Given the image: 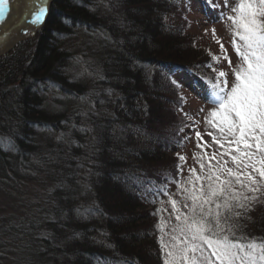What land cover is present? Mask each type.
I'll use <instances>...</instances> for the list:
<instances>
[{
	"label": "trees",
	"instance_id": "16d2710c",
	"mask_svg": "<svg viewBox=\"0 0 264 264\" xmlns=\"http://www.w3.org/2000/svg\"><path fill=\"white\" fill-rule=\"evenodd\" d=\"M178 1L54 0L0 57V187L45 189L28 215L0 217V250L20 264H163L152 209L196 113L183 77L203 100L212 83L201 46L168 29ZM75 36L94 82L74 70ZM237 222V237L264 243V203Z\"/></svg>",
	"mask_w": 264,
	"mask_h": 264
},
{
	"label": "snow or ice",
	"instance_id": "6c2138e0",
	"mask_svg": "<svg viewBox=\"0 0 264 264\" xmlns=\"http://www.w3.org/2000/svg\"><path fill=\"white\" fill-rule=\"evenodd\" d=\"M45 11L41 7L32 22H39ZM232 12L235 14L227 19L233 25L232 43L240 63L232 69L230 87L227 73H218L211 96L218 107L211 111L209 123L229 144L222 155H229L234 167H227V160L217 161L215 166L209 163L208 175L195 177L206 179V186L189 189L181 185L191 205L185 203L188 211L184 213L176 200L171 201L176 219L182 222L177 226L180 235L173 236L177 243L172 248H178V255L168 251L166 264L180 260L186 264H264V243H241L235 238L239 228L236 218L264 199V0H238ZM7 13L8 0H0V23ZM228 62L231 64L230 59ZM196 136L201 138L199 132ZM212 139L223 147L221 139ZM231 145H235L236 154H231ZM190 171L195 174V169ZM186 183H193L192 177ZM161 243L167 249L162 237Z\"/></svg>",
	"mask_w": 264,
	"mask_h": 264
},
{
	"label": "rangeland",
	"instance_id": "374dc122",
	"mask_svg": "<svg viewBox=\"0 0 264 264\" xmlns=\"http://www.w3.org/2000/svg\"><path fill=\"white\" fill-rule=\"evenodd\" d=\"M237 2L238 0H180L177 3L178 11L175 12V15H173L171 19L169 18V30H172L173 28L176 30H183L186 34H188L186 35L188 38H193L194 42H197V45L201 46V56H203L204 60L208 61L207 65L210 66V68L207 67L206 70L208 77L212 80H210L212 83L210 89L207 88V86L204 88L200 87L201 89L199 88L200 92H203L200 93L202 95L205 91H207V94H204L207 98L205 97L203 100V97H199V95L195 93L189 85L190 79L188 77H183V81H188L186 83V88H188L186 89V94L190 97L189 102L192 106L191 108H194L193 112H196L197 115L195 116L196 113H193L194 117H192L191 124L189 123L188 126L189 131L187 130L185 133L189 136L187 139L188 141H186V146L184 144L185 147L178 153L174 154V156L169 155L168 158H170L171 161H169L166 165H162L164 166L165 171L163 172V185H166L167 188L165 187V194L161 201L158 203L156 208L152 209L154 210V219L152 220V224L159 235L161 246V237L163 238V245L168 246L167 249L162 246L164 258L163 264H166V260L170 259L167 256L168 251H173L178 255V248H172V245L177 243V241L173 240V236L180 235L177 226L180 225L182 221L176 219L177 212L174 210L171 201L176 200L177 207L184 213H187L188 211V209L184 207L185 203L189 206L191 205L190 200H185V193L181 185H183L184 188L189 189L192 188L193 185H195L196 188H199L201 184L206 186V179L196 180L195 177H206L209 173V163L215 166L217 161L223 163L224 160H227V167H234L230 156L222 155L224 148L230 147L229 144L227 141L223 140L219 130L214 127L212 123H209V120L212 119L210 116L211 111L218 107L217 104L211 101L213 93L212 86L217 82L218 73L220 71L227 73L228 84L230 87L234 80L232 69L236 68L240 63V58L235 52L232 43L234 38L232 32L233 25L231 21L227 19L228 16L235 14L232 12V8L237 4ZM46 21L37 30L36 34L29 39H32L37 35L40 29L45 25ZM213 30H215V32H213ZM24 40L26 39H23L20 42ZM236 40L237 43H242L239 41V38H236ZM81 41L82 39L78 36H75L72 40V44H74L76 48L75 49L72 46L75 49L73 53L77 58L76 64L73 63L74 70L82 72V74L86 76V80L89 82H94L96 78L93 77L94 72L92 69L96 65L93 66V64L90 63V58L93 57L92 55L88 57L85 54L86 56L84 60L82 59L81 52L83 50L77 49ZM221 44L223 45V49L221 48ZM79 58H81V60H79ZM229 59L231 60V64L228 62ZM89 69L92 72H90ZM54 95L57 94L53 92V97ZM49 100L53 102L52 99ZM76 107V103H70L68 109L69 111H72ZM197 132L201 134L200 139L196 136ZM213 136L222 140L223 147L220 144L215 143L212 139ZM228 139L231 140L232 138L229 137ZM249 143H251V141H249ZM231 149V154H236L235 145H231ZM213 153H215V159H213ZM181 156L185 157V160H180L179 157ZM174 161L177 162L174 163ZM201 164L204 165L203 168H201ZM191 169H195V174L190 171ZM189 177H192L193 183H186L189 180ZM13 186H15L14 189ZM13 186H6L5 188L0 187V217L5 218L6 220L10 217H23L28 215L31 209L39 205V202L43 198L41 196H43L45 190L44 185L39 182V180L32 177L19 179L15 181V185ZM263 203L264 199L255 203L251 207L253 208L251 210H258V207L263 206ZM250 213L253 214L254 212ZM174 229H176V231H174ZM236 231L237 230H235V238L238 236ZM237 238H240L237 240L241 243L253 241V239H247L245 235H239ZM256 243L261 244V242ZM8 247L9 248L6 250L4 248L0 250V264H20L22 259L18 257L17 253H14V248L10 246ZM207 251L210 253V250ZM177 264H186V262L180 260L177 261Z\"/></svg>",
	"mask_w": 264,
	"mask_h": 264
},
{
	"label": "bare ground",
	"instance_id": "6f19581e",
	"mask_svg": "<svg viewBox=\"0 0 264 264\" xmlns=\"http://www.w3.org/2000/svg\"><path fill=\"white\" fill-rule=\"evenodd\" d=\"M47 1L49 0H8V13L4 21L0 23V49L6 48L16 39H29L27 37L37 31L45 13L39 22L32 21L41 6L46 9Z\"/></svg>",
	"mask_w": 264,
	"mask_h": 264
},
{
	"label": "water",
	"instance_id": "95a60500",
	"mask_svg": "<svg viewBox=\"0 0 264 264\" xmlns=\"http://www.w3.org/2000/svg\"><path fill=\"white\" fill-rule=\"evenodd\" d=\"M52 1H53V0H49V1L46 2V4H45V6H46L45 15H44V18H43L41 24L39 25L38 29H39V28L44 24V22L46 21L47 16H48V14H49V12H50V5H51ZM41 7H42V6H41ZM41 7H40V8H41ZM40 8H39V9H40ZM38 29H37V30H38ZM36 32H37V31H35V33H34L33 35L28 36L27 38H30V37L34 36V35L36 34ZM23 39H26V38H23ZM23 39H16V40H14V42H12V43H11L10 45H8L6 48L0 49V57H2V56H3L8 50L12 49V48H13L18 42H20V41L23 40Z\"/></svg>",
	"mask_w": 264,
	"mask_h": 264
}]
</instances>
